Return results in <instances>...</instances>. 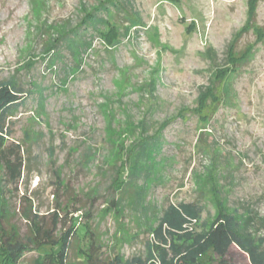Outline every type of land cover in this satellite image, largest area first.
Masks as SVG:
<instances>
[{
    "label": "rangeland",
    "instance_id": "1",
    "mask_svg": "<svg viewBox=\"0 0 264 264\" xmlns=\"http://www.w3.org/2000/svg\"><path fill=\"white\" fill-rule=\"evenodd\" d=\"M96 11L107 26H79ZM109 24L112 44L103 39ZM233 54L243 58L235 70ZM220 71L228 74L213 115L177 117ZM0 81L26 94L6 120L26 164L15 184L0 172L6 225L26 234V213L49 225L58 212L60 232L76 219L69 264H86L93 238L105 260L144 255L163 209L180 202L201 207L197 230L218 199L264 237V0H0ZM158 132L151 175L117 192L119 151ZM226 257L250 264L234 244Z\"/></svg>",
    "mask_w": 264,
    "mask_h": 264
},
{
    "label": "trees",
    "instance_id": "2",
    "mask_svg": "<svg viewBox=\"0 0 264 264\" xmlns=\"http://www.w3.org/2000/svg\"><path fill=\"white\" fill-rule=\"evenodd\" d=\"M107 2L111 6L114 0H107ZM106 7L101 4L97 10L106 13ZM130 16L125 18L127 22L139 23L137 18H130ZM79 26L96 28L107 26V23L102 16H98L96 11L94 14L87 12ZM107 31L111 34L109 37H106ZM75 36L74 32L73 36L64 38L68 44H72L76 41ZM113 38L112 27L109 24L107 30L103 32V39L112 44L115 41ZM231 60L232 69L235 70L236 64L243 58L241 55L233 54ZM227 74L221 71L216 73L214 79L199 91L196 105L191 109L181 110L177 117L186 119V113L190 112L201 120L209 119L222 99ZM25 96L26 94L10 81H0V172L3 173L8 184L18 183L23 170L26 169L22 148L18 144L8 142L9 132L6 129L7 118L17 111L24 102ZM172 120L165 121L160 128L162 129ZM159 132L152 137H145L142 134L132 141L129 147L125 145L119 151L120 167L114 181L116 184L114 189L117 192L123 190L125 185L134 182L140 172H143L144 176L151 175L161 146ZM124 177H128V180H124ZM1 178L0 264H19L26 254L33 251H36L37 255L32 259L31 264H69L68 249L72 238L77 235L76 219L70 217L69 219L72 220L70 225L59 232L61 216L58 212L53 213V219L49 225L37 212H28L25 217L29 223L26 234L20 233L19 229L13 225L7 226L6 218L9 208L3 195L5 189ZM144 190V185L134 189L136 202L145 200ZM111 203L117 205L113 197ZM216 208L214 218L197 230L195 225L201 217L200 206L189 202L168 204L163 209L157 225L150 230L152 237L146 242L144 255L122 258L117 254L105 260L102 258L99 244L93 238L87 246L89 251L85 252L86 264H206L212 257H216L220 264H231L226 256L232 244L248 255L250 264H264V246H262L264 237L257 238L249 231L250 217L244 218L238 213L226 210L218 199H216ZM87 228L88 225L85 223V232L88 231Z\"/></svg>",
    "mask_w": 264,
    "mask_h": 264
}]
</instances>
